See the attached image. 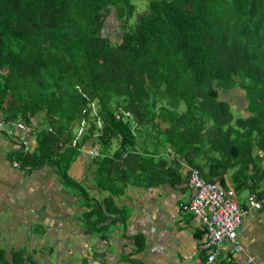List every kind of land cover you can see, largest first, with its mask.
I'll return each instance as SVG.
<instances>
[{
  "label": "trees",
  "instance_id": "1",
  "mask_svg": "<svg viewBox=\"0 0 264 264\" xmlns=\"http://www.w3.org/2000/svg\"><path fill=\"white\" fill-rule=\"evenodd\" d=\"M139 1L0 0V120H23L36 134L23 151L17 133L0 131L14 142L13 160L65 174L89 148L96 178L114 185L152 168V151L135 150L142 134L182 153L237 201L244 191L264 197V0H146L138 10ZM134 124L161 129L149 139ZM114 138L110 156L100 148ZM93 208L88 229L101 221ZM0 264L36 263L23 249L8 258L0 248Z\"/></svg>",
  "mask_w": 264,
  "mask_h": 264
},
{
  "label": "crops",
  "instance_id": "2",
  "mask_svg": "<svg viewBox=\"0 0 264 264\" xmlns=\"http://www.w3.org/2000/svg\"><path fill=\"white\" fill-rule=\"evenodd\" d=\"M134 125L149 139L161 129ZM136 137L137 153L152 151L153 162L163 158L166 165L140 167L112 185L108 177L96 178L89 148L65 174L49 163L21 168L11 156L14 142L0 133V248L5 256L23 249L36 264H207L200 249L202 227L179 211L193 196L187 185L192 166L171 146L155 147L154 141H142V134ZM27 139L34 146L36 134ZM118 146L114 138L100 150L112 156ZM71 178L85 186L87 198L75 185L71 189ZM245 196L237 195L240 202ZM92 208H97L93 219L101 221L88 229L85 215ZM238 237L242 250L216 264H264V209L250 211Z\"/></svg>",
  "mask_w": 264,
  "mask_h": 264
},
{
  "label": "built area",
  "instance_id": "3",
  "mask_svg": "<svg viewBox=\"0 0 264 264\" xmlns=\"http://www.w3.org/2000/svg\"><path fill=\"white\" fill-rule=\"evenodd\" d=\"M71 130L76 133L72 140V144H75L79 136L85 132L86 126L81 123L78 128ZM0 131L7 137L17 133L19 149L28 151L32 148L27 137L35 131L23 120L14 122L0 120ZM91 153L98 152L92 149ZM187 185L192 189L193 196L187 203L180 205L179 211L189 213L192 220L204 230V241L200 249L206 252L207 264H216L227 254L232 255L241 251L242 246L238 237L240 226L251 210H258L264 206V197L255 192L248 195L243 202H239L234 198L232 190L208 182L195 167L189 170ZM243 203L246 207L242 206Z\"/></svg>",
  "mask_w": 264,
  "mask_h": 264
},
{
  "label": "rangeland",
  "instance_id": "4",
  "mask_svg": "<svg viewBox=\"0 0 264 264\" xmlns=\"http://www.w3.org/2000/svg\"><path fill=\"white\" fill-rule=\"evenodd\" d=\"M145 4H146V0H140L139 3H138V6H139L141 9H138V10H142V9H144V8H145ZM113 24H114V23H111V22H109V24L107 23V27H106V29H105L107 35H110V36H111V35H114L113 33H114L115 28H114ZM112 38H115V37H112ZM231 93H232V95L234 96L233 99L235 100V102L238 103L237 107H238L239 109H241V106L243 105V102H242V101H243V96H242V95H243V94H242L243 91L240 90V89H235V90H232ZM231 103H232V102H231ZM236 103H232V107H233V110H232V111H233L234 113H237V110H236L237 107H236V109H235V104H236ZM241 104H242V105H241ZM100 124H101V123H99V125H100ZM74 184H75V181H74V179L71 178V179H70V187H71V189L76 190L75 187L73 186ZM246 193H247V192H245V191H244V192H241V193L239 192V194H238V195H239V198H241L240 195H241V196H245ZM85 203L88 204L87 201H86Z\"/></svg>",
  "mask_w": 264,
  "mask_h": 264
},
{
  "label": "clouds",
  "instance_id": "5",
  "mask_svg": "<svg viewBox=\"0 0 264 264\" xmlns=\"http://www.w3.org/2000/svg\"><path fill=\"white\" fill-rule=\"evenodd\" d=\"M98 126H100V125H98Z\"/></svg>",
  "mask_w": 264,
  "mask_h": 264
}]
</instances>
